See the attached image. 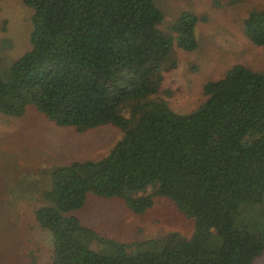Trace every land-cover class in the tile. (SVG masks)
Returning a JSON list of instances; mask_svg holds the SVG:
<instances>
[{"label": "trees", "instance_id": "16d2710c", "mask_svg": "<svg viewBox=\"0 0 264 264\" xmlns=\"http://www.w3.org/2000/svg\"><path fill=\"white\" fill-rule=\"evenodd\" d=\"M22 1L32 9L30 50L0 69V113L21 118L32 109L77 134L103 125L120 134L103 158L51 172L34 211L52 238L49 264H256L264 252V73L235 64L181 113L160 91L177 65L174 46H198L195 14L160 30L154 0ZM241 30L264 47V8L250 9ZM88 195L119 199L137 215L164 198L194 232L102 238L71 215Z\"/></svg>", "mask_w": 264, "mask_h": 264}, {"label": "rangeland", "instance_id": "374dc122", "mask_svg": "<svg viewBox=\"0 0 264 264\" xmlns=\"http://www.w3.org/2000/svg\"><path fill=\"white\" fill-rule=\"evenodd\" d=\"M154 2L164 17L160 30L184 12L199 17L197 48L185 52L174 46L176 68L163 75L160 97L175 111L195 109L203 84L235 64L264 73V47L251 44L241 30L248 11L264 8V0H238L235 6H227L226 0ZM31 17L32 9L22 0H0V69L30 50ZM119 137L111 125L84 134L55 127L32 109L21 118L0 113V264L50 263L52 238L36 223L34 211L43 204L41 194L50 186L51 172L71 162L103 158ZM71 215L100 237L120 243L168 232L190 237L194 232V221L164 198L137 215L119 199L88 195L84 207ZM255 262L264 264V252Z\"/></svg>", "mask_w": 264, "mask_h": 264}]
</instances>
